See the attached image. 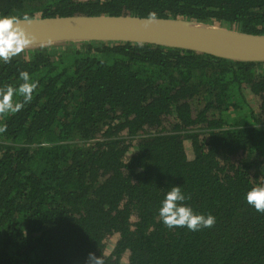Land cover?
Masks as SVG:
<instances>
[{"label":"trees","instance_id":"1","mask_svg":"<svg viewBox=\"0 0 264 264\" xmlns=\"http://www.w3.org/2000/svg\"><path fill=\"white\" fill-rule=\"evenodd\" d=\"M151 11L264 34V0H0L17 17ZM20 71L38 87L0 116V264H264L244 199L264 182V61L69 40L0 61V87ZM172 186L215 225L167 228Z\"/></svg>","mask_w":264,"mask_h":264},{"label":"water","instance_id":"2","mask_svg":"<svg viewBox=\"0 0 264 264\" xmlns=\"http://www.w3.org/2000/svg\"><path fill=\"white\" fill-rule=\"evenodd\" d=\"M27 26L34 40L30 47L57 41L131 42L193 50L233 60L264 61V34L241 32L220 25L200 24L178 17L57 15L31 16Z\"/></svg>","mask_w":264,"mask_h":264},{"label":"clouds","instance_id":"3","mask_svg":"<svg viewBox=\"0 0 264 264\" xmlns=\"http://www.w3.org/2000/svg\"><path fill=\"white\" fill-rule=\"evenodd\" d=\"M103 2L104 0H101V3ZM156 20V12L151 11L147 14L144 25L147 27ZM34 22L27 13L22 17L0 15V61L5 64L11 63L14 57L32 45L34 37L27 26ZM19 78L23 82L18 88L9 85L0 87V116L15 114L32 100L38 83L31 81L27 71H20ZM17 95L22 97V100L14 101V96ZM5 131L7 125H0V133ZM187 198L179 186H172L165 193L158 210L163 224L169 229L186 227L190 231L212 228L216 223V217L212 214L194 213L192 208L184 203ZM244 199L257 212L264 213V182L251 186L245 192ZM84 264H105V258L89 252Z\"/></svg>","mask_w":264,"mask_h":264},{"label":"rangeland","instance_id":"4","mask_svg":"<svg viewBox=\"0 0 264 264\" xmlns=\"http://www.w3.org/2000/svg\"><path fill=\"white\" fill-rule=\"evenodd\" d=\"M187 143V141L185 142V144Z\"/></svg>","mask_w":264,"mask_h":264}]
</instances>
